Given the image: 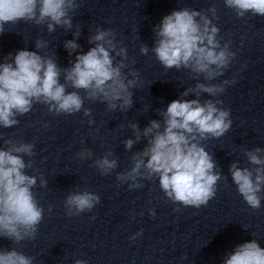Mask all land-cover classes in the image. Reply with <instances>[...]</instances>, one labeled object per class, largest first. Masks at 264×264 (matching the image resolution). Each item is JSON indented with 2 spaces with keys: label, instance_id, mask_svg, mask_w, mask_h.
Listing matches in <instances>:
<instances>
[{
  "label": "water",
  "instance_id": "95a60500",
  "mask_svg": "<svg viewBox=\"0 0 264 264\" xmlns=\"http://www.w3.org/2000/svg\"><path fill=\"white\" fill-rule=\"evenodd\" d=\"M78 3L80 7L71 14L74 27L68 31L57 26L49 33L46 25L22 21L6 25L10 31L0 34V63L8 53L15 55L18 50L39 52L35 44L42 39L48 47L40 54L52 55L59 68L68 69L79 52L95 46L89 43V37L96 27L111 28L116 33L117 46L127 49L128 68L122 71L139 73L140 82L132 89L133 106L127 112L108 111L105 103L85 99L84 108L92 110L91 118L95 121L89 125L83 110L57 115L49 113L46 105L34 104L32 111L18 118V125L0 127L5 139L35 144V155L24 157L25 161L33 160V168L25 172L37 177L33 193L44 209L34 240L14 244L0 237V250L15 247L33 257L34 264H73L76 259L87 264H223L238 244L256 239L264 248V190L260 193L261 208H250L238 194L229 171L233 162L238 167H256L248 163L244 151L264 148V17L247 13L238 18L224 0ZM213 5L217 18L208 14L220 29L217 39L221 44L230 41V50L236 53L229 69L213 83L226 79H234L235 83L218 97L201 92L199 97L190 93L184 99H199L201 103L221 100L218 107L230 110L232 127L218 139L201 141L221 180L217 182L215 197L197 209L168 200L158 178L142 180V188L129 189L131 182H119L116 174L130 170L132 156L147 146V138L142 137L130 150L125 148V140H135L129 124L136 123L141 130L152 120L163 125L160 111H165L171 101L181 98L182 92L198 82L207 83L203 76L193 79L186 69H166L158 62L151 51L156 39L154 27L174 10L187 7L207 12ZM76 25L81 27L77 39L81 47L70 56L64 43L76 39ZM142 45L149 48L148 55L140 53ZM119 59L116 57V62ZM60 82L65 83L63 74ZM73 90L67 87V91ZM79 91L83 97L84 91ZM3 146L0 140V147ZM85 148L94 155L81 161L77 153ZM108 151L114 154L118 166L111 174L102 176L93 160ZM41 176L47 181L45 187L40 185ZM84 190L99 195L100 203L91 211L69 217L64 206L66 197ZM177 208L179 211H174ZM149 209L155 210L154 217Z\"/></svg>",
  "mask_w": 264,
  "mask_h": 264
},
{
  "label": "clouds",
  "instance_id": "9594fccd",
  "mask_svg": "<svg viewBox=\"0 0 264 264\" xmlns=\"http://www.w3.org/2000/svg\"><path fill=\"white\" fill-rule=\"evenodd\" d=\"M224 4L238 18L247 13L264 17V0H224ZM79 7L78 0H0V34L10 31L6 25H17L21 21L46 25L49 33L57 26L71 30L74 27L71 14ZM208 13L217 18L214 5L207 12L185 7L165 15L154 27L156 39L151 51L158 62L166 69H186L193 79L203 76L207 83L198 82L194 88L182 92L181 98L171 101L165 111H160L163 125L152 120L141 130L138 124L130 123L135 140H125V148L130 150L142 137L147 138V146L132 156L130 170L116 174L119 182H131L129 189L142 188V180L158 178L159 187L168 200L197 209L215 197L217 182L221 180V174L214 171L216 164L212 156L201 141L224 136L231 129L232 120L229 109L218 107L222 104L219 99L201 103L199 99L184 97L190 93L199 97L201 92L218 97L235 83L234 79L213 83L229 69L236 53L230 50V41L221 44L217 39L220 29ZM80 28V25L75 26L76 39L64 43L70 56L81 47L77 43ZM89 43L95 46L87 52H79L68 69L59 68L52 55L40 54L48 47V42L42 39L35 44L39 52L22 49L15 55L8 53L0 63V127L8 129L18 125V118L32 111L34 104L46 105L49 113L57 115H72L83 110V115L89 117V125L95 121L91 118L92 110L84 108L85 99L105 103L108 111L131 109L132 89L137 88L140 77L136 71H122L128 68L127 49L117 46L116 33L111 28L96 27ZM140 53L148 55L147 45L140 47ZM116 57H120L118 62ZM61 74L65 83L60 82ZM69 86L74 90L67 91ZM79 90L84 91L83 97ZM0 140L4 145L0 147V237L19 244L36 238L44 217V209L33 193L37 177L25 172L33 168V160L25 161L24 157L35 155V144L5 139L3 134ZM262 154L264 148L246 149L244 155L248 163L256 167H238L237 162L229 167L238 194L252 209L261 208ZM77 155L83 161L91 159L94 153L85 148ZM93 166L102 176H107L117 168L118 161L108 151L94 159ZM40 185H47L42 176ZM99 203V195L84 190L71 192L64 206L66 215L71 217L91 211ZM48 210L51 212V207ZM149 213L155 216L154 209H149ZM0 264H34V258L13 247L0 250ZM73 264H87V261L76 259ZM223 264H264V248L256 239L238 244L226 255Z\"/></svg>",
  "mask_w": 264,
  "mask_h": 264
}]
</instances>
